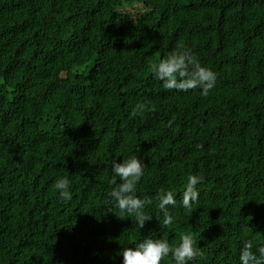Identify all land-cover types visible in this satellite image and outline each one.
Here are the masks:
<instances>
[{
	"label": "trees",
	"instance_id": "obj_1",
	"mask_svg": "<svg viewBox=\"0 0 264 264\" xmlns=\"http://www.w3.org/2000/svg\"><path fill=\"white\" fill-rule=\"evenodd\" d=\"M172 51L214 72L207 96L154 77ZM129 155L145 213L168 189L174 223L118 217L106 193ZM183 234L201 252L189 264L264 243V0H0V264H120L121 248Z\"/></svg>",
	"mask_w": 264,
	"mask_h": 264
},
{
	"label": "clouds",
	"instance_id": "obj_2",
	"mask_svg": "<svg viewBox=\"0 0 264 264\" xmlns=\"http://www.w3.org/2000/svg\"><path fill=\"white\" fill-rule=\"evenodd\" d=\"M153 68L154 77L162 82L165 89L187 91L199 87L201 95L207 96L215 81L214 72L189 55L187 51L169 52L160 59L158 64L153 65ZM144 167V162L137 155L113 160L111 172L118 178L119 183L113 182L115 186L106 193V198L114 208L119 210V218L125 216L130 218L140 229L144 228L146 221L151 220L153 215L159 221L161 214L163 226L167 227L175 222V216L167 206H176V199L172 191L159 188L156 193L158 200L156 210L151 215L146 214L145 206L151 201L140 198L136 194V186L144 175ZM201 180L202 177L193 174L187 177L186 188L180 202L186 211H190L198 202L199 192L196 186ZM54 187L59 199L63 201L72 199L69 176L59 177ZM252 247L250 240L243 242L239 252L240 264H264V243L259 244L255 252ZM169 254L175 264H189L200 256L201 252L194 237L191 234H183L177 245H170L164 239L146 237L137 241L134 246L121 248L119 253L122 257L120 264H160V261Z\"/></svg>",
	"mask_w": 264,
	"mask_h": 264
}]
</instances>
